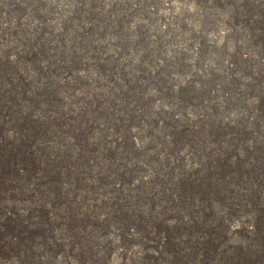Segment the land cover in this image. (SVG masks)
Segmentation results:
<instances>
[{"label": "rangeland", "instance_id": "obj_1", "mask_svg": "<svg viewBox=\"0 0 264 264\" xmlns=\"http://www.w3.org/2000/svg\"><path fill=\"white\" fill-rule=\"evenodd\" d=\"M0 29V264H264V0H0Z\"/></svg>", "mask_w": 264, "mask_h": 264}, {"label": "bare ground", "instance_id": "obj_2", "mask_svg": "<svg viewBox=\"0 0 264 264\" xmlns=\"http://www.w3.org/2000/svg\"><path fill=\"white\" fill-rule=\"evenodd\" d=\"M41 1H46V0H41ZM168 17H169V16H168ZM165 21H166V20H165ZM136 23H137V22H136ZM136 23H135V24H136ZM164 23H166V22H164ZM51 24H54V23H51ZM135 24H134V25H135ZM167 24H168V23H167ZM4 26H5V25H4ZM7 26H8V25H7ZM12 26H13V25H12ZM12 26H11V27H12ZM161 27H162V26H161ZM163 27H164V26H163ZM3 28H4V27H3ZM0 30H1V29H0ZM2 45H3V44H2ZM5 55H6V54H5ZM8 55H12V56H11V57H12L11 59H13V60L15 59V55H14V53L10 52ZM9 58H10V56H9ZM9 58H8V59H9ZM9 60H10V59H9ZM156 62H157V61H156ZM158 64H159V63H158ZM17 75H18L20 78H22V79H23L24 77H26L25 74L23 73V71H21V70H18V71H17ZM63 75H66V74H63ZM66 76H67V75H66ZM25 79H26V78H25ZM64 80H65V79H64ZM60 82H61V81H60ZM64 99H65V97H64ZM200 113H201V112H200ZM68 114H69V113H68ZM69 115H70V114H69ZM7 137H8V136H7ZM0 139H1V138H0ZM69 139H70V138H69ZM67 141H68V140H67ZM132 141H133V140H132ZM134 141H135V140H134ZM69 142H70V141H69ZM69 142H68V143H69ZM0 144H1V143H0ZM136 144H137V141H136ZM135 146H136V145H135ZM37 180H38V179H37ZM114 187H115V186H114ZM232 225H233V224H232ZM234 225H235V224H234ZM234 225L232 226L231 230H232V231H237V230H238V228H236L237 225H236V226H234ZM240 225H241V224H240ZM242 225H243V224H242ZM244 225H245V224H244ZM246 229H247V228H246ZM248 229L250 230V228H248ZM251 229H252V228H251ZM247 231H248V230H247ZM247 231H246V232H247ZM251 231H252V230H251Z\"/></svg>", "mask_w": 264, "mask_h": 264}]
</instances>
